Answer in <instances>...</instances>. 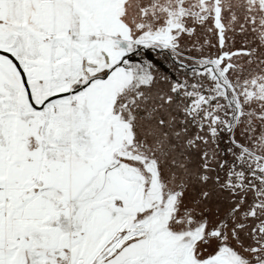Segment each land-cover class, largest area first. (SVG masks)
I'll use <instances>...</instances> for the list:
<instances>
[{
	"label": "snow or ice",
	"instance_id": "1",
	"mask_svg": "<svg viewBox=\"0 0 264 264\" xmlns=\"http://www.w3.org/2000/svg\"><path fill=\"white\" fill-rule=\"evenodd\" d=\"M0 264H264V0H0Z\"/></svg>",
	"mask_w": 264,
	"mask_h": 264
}]
</instances>
